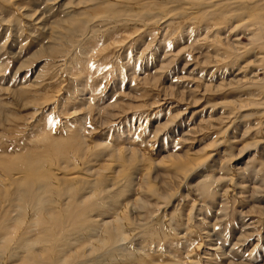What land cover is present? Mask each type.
I'll use <instances>...</instances> for the list:
<instances>
[{"label":"rangeland","instance_id":"374dc122","mask_svg":"<svg viewBox=\"0 0 264 264\" xmlns=\"http://www.w3.org/2000/svg\"><path fill=\"white\" fill-rule=\"evenodd\" d=\"M0 205V264H264V0H0Z\"/></svg>","mask_w":264,"mask_h":264},{"label":"bare ground","instance_id":"6f19581e","mask_svg":"<svg viewBox=\"0 0 264 264\" xmlns=\"http://www.w3.org/2000/svg\"><path fill=\"white\" fill-rule=\"evenodd\" d=\"M80 28H81V26H80ZM79 33V32H78ZM35 173V172H34ZM37 173V172H36ZM31 176V174L29 175V177ZM15 182V181H14ZM35 182V181H34ZM38 182H39V180H38ZM42 182V181H41ZM42 184V183H41ZM41 184L39 183H33L31 180H29L28 182L26 181V183H21V184H17L16 183V189H18L17 190V192L16 193H13V195H14V197H17L18 199H20L22 202H23V204L25 205V207H27V206H30V207H32V205H33V203H35V201H37L38 200V197H39V194H41V192L42 191H45L46 190V188L45 187H43V185L41 186ZM39 186H41V187H39ZM15 187V186H14ZM46 192V191H45ZM42 195V194H41ZM42 201V200H41ZM39 202V201H38ZM139 202V201H138ZM42 203V202H41ZM40 204V203H39ZM41 205V204H40ZM35 206H36V204H35ZM39 206V205H38ZM0 207H1V205H0ZM3 208V207H2ZM36 208V207H35ZM75 209V207L74 206H72L71 208H65V210H64V213H66V215H68V218H66L67 220H69V221H71L72 219H75L76 217H77V213H76V210H77V207H76V209ZM79 209V208H78ZM33 211V210H32ZM80 211H81V209H80ZM1 212H2V209H1ZM62 213H63V211H62ZM65 215V216H66ZM6 216H7V214H3L2 215V213L0 214V224L1 223H3V222H5L6 221ZM65 216L63 217V219L65 218ZM12 217V216H11ZM61 217H62V215H61ZM14 218H11V219H8L7 218V221L9 220V221H12ZM62 219V220H63ZM65 220V219H64ZM67 220H66V222H67ZM57 221L58 220H55L54 222L55 223H57ZM74 221V220H73ZM78 221V220H77ZM79 222H81L80 220H79ZM12 223L13 222H11L10 224H8L6 227V229L8 230V229H10L11 227H13V225H12ZM74 223V222H73ZM72 223V224H73ZM76 223V222H75ZM73 225H77V224H73ZM78 226V225H77ZM72 227V226H71ZM71 227H70V229H71ZM76 228V227H75ZM78 229V228H77ZM76 229V230H77ZM27 245H29V244H27ZM30 246V245H29ZM37 257H38V255H37ZM40 257V256H39ZM35 259H38V258H35ZM24 264H32V263H24Z\"/></svg>","mask_w":264,"mask_h":264}]
</instances>
